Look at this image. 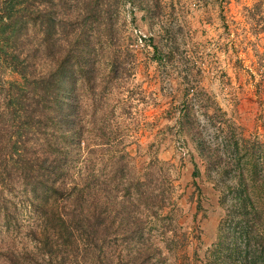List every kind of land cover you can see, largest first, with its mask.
<instances>
[{
    "label": "trees",
    "instance_id": "obj_1",
    "mask_svg": "<svg viewBox=\"0 0 264 264\" xmlns=\"http://www.w3.org/2000/svg\"><path fill=\"white\" fill-rule=\"evenodd\" d=\"M54 7L0 0V264H264L263 137L228 128L232 159L223 162L185 120L191 156L218 178L223 211L202 258L186 257L179 207L163 188L167 166L135 167L132 119L116 103L85 119L71 90L81 21ZM7 70L20 81H7Z\"/></svg>",
    "mask_w": 264,
    "mask_h": 264
},
{
    "label": "rangeland",
    "instance_id": "obj_2",
    "mask_svg": "<svg viewBox=\"0 0 264 264\" xmlns=\"http://www.w3.org/2000/svg\"><path fill=\"white\" fill-rule=\"evenodd\" d=\"M52 1L58 15L81 21L71 90L85 119L115 103L132 119L126 143L135 167L165 163L171 179L162 173L163 188L179 207L185 255L196 250L202 258L223 211L218 178L193 160L182 126L190 121L223 162L232 159L228 128L264 139V0ZM102 20L111 21L108 28L97 25ZM2 73L20 81L15 72Z\"/></svg>",
    "mask_w": 264,
    "mask_h": 264
}]
</instances>
